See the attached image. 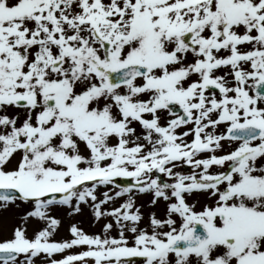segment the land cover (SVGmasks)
I'll return each instance as SVG.
<instances>
[{
    "label": "snow or ice",
    "instance_id": "obj_1",
    "mask_svg": "<svg viewBox=\"0 0 264 264\" xmlns=\"http://www.w3.org/2000/svg\"><path fill=\"white\" fill-rule=\"evenodd\" d=\"M9 209L0 264H264V0H0Z\"/></svg>",
    "mask_w": 264,
    "mask_h": 264
},
{
    "label": "rangeland",
    "instance_id": "obj_2",
    "mask_svg": "<svg viewBox=\"0 0 264 264\" xmlns=\"http://www.w3.org/2000/svg\"><path fill=\"white\" fill-rule=\"evenodd\" d=\"M144 198L145 199L143 200L146 201L143 202L142 200V202L139 205L141 204L144 205V207H142L141 210L142 212L145 213V219L147 220V213L149 209L147 207V198L146 197ZM154 210L156 211L157 215H160L163 211V206L157 205ZM15 213H16L15 209H9L8 211L0 210V233H2V235H0V238H6L8 234L11 232L12 228L19 223L18 217L16 216ZM54 215L57 216L61 221L59 229L53 237L54 240L70 238L68 229L72 224H77V226L80 227L81 229L83 227H87L90 230H95V232L97 233L101 225L104 223V221L101 220L99 223L94 224L91 216L87 212H85V214L83 215H77L72 217H69L64 212H60V211L55 212ZM39 227L40 225H38L35 221H30L27 226L29 237L32 236L33 230Z\"/></svg>",
    "mask_w": 264,
    "mask_h": 264
}]
</instances>
